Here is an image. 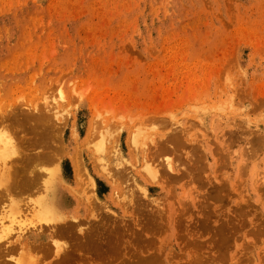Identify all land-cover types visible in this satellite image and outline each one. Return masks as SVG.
I'll return each mask as SVG.
<instances>
[{"label":"rangeland","instance_id":"obj_1","mask_svg":"<svg viewBox=\"0 0 264 264\" xmlns=\"http://www.w3.org/2000/svg\"><path fill=\"white\" fill-rule=\"evenodd\" d=\"M0 131L1 264H264V0H0ZM56 165L73 214L40 222L19 184Z\"/></svg>","mask_w":264,"mask_h":264},{"label":"bare ground","instance_id":"obj_2","mask_svg":"<svg viewBox=\"0 0 264 264\" xmlns=\"http://www.w3.org/2000/svg\"><path fill=\"white\" fill-rule=\"evenodd\" d=\"M77 100H82L83 98H84V93H79L78 95H77ZM33 112H35V111H33ZM47 112L48 113H50L48 110H47ZM37 114H39V113H37ZM37 114H34V113H30V115H31V117H30V119L32 118V120L34 121V125H33V127H32V132L34 131L33 129H36L37 128V126L39 125V124H41V126L45 123L44 121L46 120V117H44L45 116V114L44 115H42V114H40L41 115V117H39ZM37 115V116H36ZM48 115V114H47ZM29 116V115H28ZM49 116H52V118H55L56 117V114L54 113V112H52V115H48V119L50 118ZM27 117V116H26ZM98 117H99V115H98ZM29 119V118H28ZM29 119V120H30ZM47 119V120H48ZM47 120H46V122H47ZM62 120H63V118H62ZM62 120L60 121L59 119L58 120H56L55 122H54V124H55V126H53L54 128H52V126H51V124H50V128H52L53 129V132H56V133H53L52 134V138H49L50 139V141H51V139L52 140H54V137H53V135L55 134V137L57 136V138L56 139H58V135H56L57 133H61V131H62V128L63 127H61V125H63L64 126V124H62L61 122H62ZM31 121V120H30ZM44 122V123H43ZM49 122V121H48ZM47 122V123H48ZM46 123V124H47ZM64 123V122H63ZM57 125V126H56ZM24 126V125H23ZM41 126H39L40 128H41ZM44 126V125H43ZM46 126V125H45ZM49 127V126H48ZM48 127H46V128H48ZM25 128V127H24ZM29 129V128H28ZM27 129V130H28ZM38 129V128H37ZM44 129H45V127H44ZM44 129H41L42 131L44 130ZM114 129V128H113ZM26 130V131H27ZM30 130V129H29ZM29 130H28V132H29ZM30 130V131H31ZM51 130V129H50ZM118 130V129H117ZM37 131V130H36ZM41 131V133L42 134H44V132H42ZM113 131V130H112ZM111 131V132H112ZM114 131H116V130H114ZM1 132V131H0ZM4 132H6L5 130H4ZM23 132V131H22ZM32 132H30V133H32ZM48 132H50V131H48ZM48 132H45L46 133V136L48 137V135L50 134L51 135V133H52V131H51V133H49L48 134ZM2 133V132H1ZM0 133V160L1 161H5V159H7L8 158V147H9V142H8V139L7 138H5L4 137V135L3 134H1ZM24 133V132H23ZM30 133H28V134H30ZM34 133V132H33ZM41 133H38V134H36V135H39V134H41ZM112 133H114V132H112ZM116 133V132H115ZM26 134H27V132H26ZM41 134V135H42ZM48 134V135H47ZM75 134V132H73V135ZM117 134V133H116ZM41 135H39V136H41ZM45 135V134H44ZM112 135V134H111ZM34 137H35V134L33 135ZM32 136V137H33ZM60 136V135H59ZM114 136V137H113ZM112 137H111V142H109V143H112V151H113V149H116V147H117V144H119V142L117 141V135H113ZM116 136V137H115ZM38 137V136H37ZM107 137H109V135H107ZM74 138V137H73ZM92 138V137H91ZM110 138V137H109ZM140 138V136H139V134H138V132L136 133V132H133V134H131V136H130V142L129 143H131V145H133L134 147H136V148H138L139 147V139ZM55 139V140H56ZM59 139H61V138H59ZM92 140V139H91ZM46 141V140H45ZM29 142H33V140L31 139V140H29ZM41 141H39V142H37V144H40V146L42 145H44L46 142H48L49 143V141H46V142H41ZM53 142V141H52ZM55 142V141H54ZM25 143V142H24ZM48 143H46L45 145H44V147H46V145L48 144ZM59 143V142H58ZM106 143H108V142H106ZM142 143H143V141H142ZM18 144V143H17ZM22 144V142L20 143V145ZM28 144V143H27ZM36 144V146L34 147L33 146V148L35 149V148H39L38 147V145ZM89 144V143H88ZM14 145H16V144H14ZM20 145H18L19 147H21ZM24 145V144H23ZM33 145V144H32ZM130 145V146H131ZM29 146V145H28ZM27 146V147H28ZM18 147V148H19ZM24 147H25V145H24ZM26 147V148H27ZM43 147V148H44ZM49 146H47V148H48ZM87 147V146H86ZM132 147V146H131ZM26 148H24V149H26ZM15 149V148H14ZM23 149V150H24ZM41 149V148H40ZM45 149V148H44ZM134 149V148H133ZM28 150V149H27ZM30 150H33V149H30ZM38 150V149H37ZM99 150H100V152H102L103 153V156H102V158L99 160L100 161V164L98 165L97 164V168H98V166H99V170H100V173H101V175L102 176H104V177H106V178H109L111 181H114V178L116 179L117 178V176L115 175V174H117V172H113L112 171V167L110 168V165H108V160H110V159H112L113 157H115V152L117 151V150H115L114 152H113V157L112 158H110L109 157V153H107L106 154V150H107V148H105L104 146H101L100 148H99ZM25 151V150H24ZM16 152V151H15ZM42 152V151H41ZM58 152V151H57ZM47 153V152H46ZM32 154H34V155H32ZM32 154H29V158L28 157H26V158H28V159H26V158H24V160L26 159V161L28 160V164H27V166H29V165H32L33 164V166H34V163H36V162H38V164L40 163L39 162V160H43V161H45V160H49V159H52L51 158V156L49 157V159H47L48 157H46L45 158V156H44V154L45 153H43V154H40V153H32ZM50 154V153H49ZM61 154V153H60ZM30 155H32L33 156V158L31 157L30 158ZM59 155V154H58ZM111 155H112V152H111ZM48 156V155H47ZM53 156V155H52ZM17 157V156H16ZM20 157H21V155H20ZM18 158V157H17ZM55 157H53V159H54ZM59 158V157H58ZM121 158V157H120ZM45 159V160H44ZM11 160V159H10ZM15 159H13V161H14ZM12 161V160H11ZM12 161V162H13ZM18 161V160H17ZM26 161H23L24 163L26 162ZM29 161H31V163L32 164H29ZM33 161V162H32ZM49 161H53V160H49ZM56 161H57V159H56ZM56 161L54 162H52L53 164H55L56 163ZM96 161V160H95ZM11 162V163H12ZM18 162H20L21 163V160L19 159V161ZM46 162V161H45ZM75 162V161H74ZM94 162V161H93ZM51 163V162H50ZM49 163V164H50ZM52 163L50 164V166L52 165ZM78 163V162H77ZM77 163H75L74 164V170H75V177H77V179L79 180L80 178H81V173L83 172L82 171V169L80 168V165H78ZM5 164V163H4ZM46 164V163H45ZM6 165V164H5ZM40 165V164H39ZM36 166H38L37 164H36ZM47 166V165H46ZM53 166V165H52ZM6 167H7V165H6ZM17 167H19V165L17 166ZM20 167H21V165H20ZM40 167V166H39ZM0 168H2L1 166H0ZM30 168V167H29ZM31 168H32V166H31ZM37 168V167H36ZM41 168V167H40ZM142 169V168H141ZM0 170H2V169H0ZM14 170L16 171V169L14 168ZM35 170V169H34ZM38 170V169H37ZM5 171V170H4ZM6 171H7V168H6ZM143 171H144V173H145V175L149 178V179H151V180H154L155 179V174H156V172H153L151 169H150V167H149V164L147 163V164H145L144 166H143ZM2 172V171H1ZM11 172H13L14 173V171L12 170ZM10 172V170L8 171V176L11 174V175H16V173H18V172H15V174H12ZM31 173H33L32 171H30ZM22 173V172H21ZM27 173V172H26ZM30 173V174H31ZM5 174V173H4ZM42 174L43 173H39V172H37L36 174L34 173V176L32 177V176H30V177H32V178H26V180L25 179H23V180H21L22 181V184H19V187H21V188H23V193H22V189L21 188H19V187H17V188H19L20 189V191H21V193L23 194V195H25L26 196V194H28V193H30L31 194V192L34 190V191H37L38 193L42 190L44 193H45V196H44V198L41 200V201H39L38 203H37V206H33L34 207V209L32 210V212H34L33 213V217H35V219H37L38 221H43V222H54V221H61V220H63V217H64V215L65 214H67V215H72L73 214V211L72 210H68V207H63L62 205L63 204H65V203H62L61 202V199H60V196H58L57 194H59L58 192H59V189L62 187V181L63 180H61L60 178H59V168H58V165H56V167L55 168H53V170H49L47 173H46V175H47V180H44L43 179V176H42ZM17 175H20V173L19 174H17ZM16 175V176H17ZM22 175V174H21ZM43 175H45V174H43ZM155 175V176H154ZM3 176V175H2ZM5 176V175H4ZM7 175L5 176V177H8ZM16 176H15V178H16ZM23 176V175H22ZM116 176V177H115ZM12 176H9L8 178L10 179ZM18 178V177H17ZM1 179H2V177H1ZM0 179V180H1ZM12 179H14V178H11V180ZM82 179H83V176H82ZM81 179V180H82ZM86 178H84V180H85ZM3 180V179H2ZM15 180V179H14ZM20 180V179H19ZM80 180V181H81ZM21 181H19V183H21ZM86 181V180H85ZM12 183L14 182V181H11ZM16 182V181H15ZM83 182V181H82ZM10 183V182H9ZM5 184H7L6 182H5ZM5 184H3V185H5ZM83 184H85L86 186H83V187H88L87 186V183H83ZM90 184V183H89ZM88 184V185H89ZM21 185V186H20ZM9 186H11L10 184H9ZM15 186H18V185H16L15 184ZM15 186H14V188H15ZM82 186V185H81ZM91 186H93L92 184H90L89 185V187H91ZM82 187V188H83ZM2 188H4V187H2ZM1 188V189H2ZM81 188V189H82ZM0 189V190H1ZM10 189V188H9ZM7 191L6 192H9L8 191V188L6 189ZM12 190V189H11ZM14 190V191H13ZM12 190V192H15V190H17V189H13ZM89 189L87 188V190L86 189H82L81 191V193L83 194V193H85V195L83 194V196H84V199H85V201L86 202H89L90 200L91 201H93L92 199H93V193H90V195H89V192H87ZM91 190V189H90ZM1 191H3V189L1 190ZM0 191V192H1ZM19 191V190H18ZM4 192V191H3ZM17 192V191H16ZM28 192V193H27ZM71 192V191H70ZM69 192V193H70ZM33 193V192H32ZM79 193V192H78ZM87 193H88V195H87ZM1 194V193H0ZM81 194V195H82ZM2 195L3 194H1V197H2ZM18 196L20 195V194H17ZM29 195V194H28ZM60 195V194H59ZM15 196V195H14ZM83 196L81 197L82 199H83ZM88 196V197H87ZM0 197V198H1ZM3 197H4V195H3ZM1 200H3V199H1ZM0 200V201H1ZM26 200H28V198L26 199ZM89 200V201H88ZM5 201V200H4ZM20 201V200H19ZM89 202L88 204L90 205V203H91V205H92V202ZM2 202V201H1ZM6 202H8V201H6ZM23 202V201H22ZM3 203V202H2ZM4 204L5 203H3V206H4ZM28 204H30V203H28ZM87 204V203H86ZM94 204V203H93ZM95 205V204H94ZM93 205V206H94ZM8 206H9V204H8ZM29 207H30V205H28ZM32 206V205H31ZM2 207V206H1ZM93 208V207H92ZM1 209V208H0ZM4 209H5V207H4ZM19 209V208H18ZM28 210H29V208H28ZM30 210V211H31ZM35 210V211H34ZM92 210V209H91ZM4 211V210H3ZM8 212V211H7ZM92 213V212H91ZM1 215H2V213H0ZM13 214H15V212L13 213ZM14 216V215H13ZM13 216H11V217H13ZM22 217V216H21ZM4 218V217H3ZM8 218L9 219H11L9 216H8ZM8 224V223H7ZM3 225V224H2ZM14 227V226H13ZM16 228V227H15ZM8 230H9V228H6L5 229V226L4 227H2V226H0V239H5L7 236H4L7 232H8ZM16 240H15V242L16 243H18V245H20V246H25V247H27L26 245L27 244H25V243H23V239L21 238V236L19 235V236H17L16 238H15ZM3 244V243H2ZM4 245V247H5V243L3 244ZM3 245H0V246H3ZM31 245V244H30ZM101 245H99L98 247H100ZM92 247V246H91ZM104 246H102V248H103ZM107 247H109V246H107ZM107 247H106V245H105V248L107 249ZM2 251V250H1ZM57 252V251H56ZM1 253V252H0ZM144 259V258H143ZM2 260V259H1ZM146 260V259H145ZM4 261V260H3ZM2 261V262H3ZM14 261V260H13ZM140 261V260H139ZM138 261V262H139ZM142 261V260H141ZM144 261V260H143ZM147 261V260H146ZM145 262V261H144ZM144 262H139V264L141 263H144ZM148 262V261H147ZM128 263H129V261H128ZM132 263V261L130 262V264ZM137 262L135 261V264H136ZM149 263H151V262H149ZM1 264V263H0ZM5 264V263H4ZM9 264V263H8ZM11 264V263H10ZM12 264H21V262H17V261H14ZM123 264H125V263H123ZM134 264V263H133ZM138 264V263H137ZM144 264H146V263H144Z\"/></svg>","mask_w":264,"mask_h":264}]
</instances>
